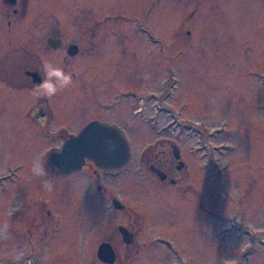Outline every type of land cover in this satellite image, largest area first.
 <instances>
[{"label": "rangeland", "instance_id": "374dc122", "mask_svg": "<svg viewBox=\"0 0 264 264\" xmlns=\"http://www.w3.org/2000/svg\"><path fill=\"white\" fill-rule=\"evenodd\" d=\"M107 1L22 0L15 6L16 15L6 13L7 7L0 2V54L15 52L18 46L34 50L32 33L42 29L43 23L58 21L66 36L79 42L82 34L78 29L94 26L93 17L103 20L110 4L118 14L129 13L128 0ZM139 3L137 14L126 15L128 18L114 26L122 36L120 46L112 44L111 36L96 37L99 49L94 60L76 56L62 63L61 52H46L45 63L73 74L70 87L46 97L53 111L51 128L55 129L46 141H34L33 131L28 130L31 120L25 116L39 102L37 90L31 83H27L31 87L13 89L0 81V177L10 175L0 180V262L103 264L92 253L102 236L96 233L92 237V220H78L74 212L82 206L84 211L89 209L85 180V185L76 187L72 178H57L49 170L45 178L31 173L37 158L46 163L38 154L59 144L58 133L65 136L95 119L124 125L134 154L120 176L106 178L111 190L120 192L122 203L140 214L142 233L152 236V228L163 231L170 248L177 250L167 255L169 247L157 244L144 249L130 264H264V0ZM80 42L83 47L89 40ZM123 89H136L144 95L154 91L157 99L138 102L142 113L135 114L137 99L121 97ZM220 125L223 131H218ZM59 128L63 130L58 132ZM170 135L191 162L192 192L200 188L202 194L191 193L185 199L189 205L184 218L166 213L155 220L152 212L161 207L160 192L148 174L138 173L136 164L146 145ZM189 142L202 145V152L190 155ZM219 142L235 145L224 160L238 156L237 168L232 163L219 173L227 181L221 186L216 173L219 154L214 151ZM209 164L211 174L204 170ZM42 179L52 180L54 191H46ZM41 207L57 208L65 215L61 225L52 223V228L60 230L47 243L40 239L49 219L42 217L36 232L24 230V220ZM12 208L19 213L14 222L8 215ZM10 223L17 230L15 235L9 232ZM114 223L111 220L110 225ZM8 258L14 260L7 262Z\"/></svg>", "mask_w": 264, "mask_h": 264}, {"label": "flooded vegetation", "instance_id": "af4514ba", "mask_svg": "<svg viewBox=\"0 0 264 264\" xmlns=\"http://www.w3.org/2000/svg\"><path fill=\"white\" fill-rule=\"evenodd\" d=\"M19 1L22 0H0V2H2L7 7L6 13L15 15L19 13V10L15 7ZM74 1L77 2V0ZM100 1H103L102 3H109V1L107 0H89L90 3H100ZM177 1L190 2L192 0ZM205 1L207 0H202V2ZM125 4L130 8L129 13L118 14V12L114 10L116 12L115 13L113 11L114 5L110 4V7L108 6L107 8L108 11L105 13L106 17L103 18V20L97 17H93L94 19H96L95 21H93L94 26L78 29L81 30L80 33L82 34V37L78 39L79 42H77L74 38H68L66 36L65 29L60 26V23L58 21L54 23L50 22L46 25H44L43 23L42 29H39L36 33H32L35 35L34 40H36V42L33 43V48H35L36 51L35 49H29L28 47L19 48L18 46L15 52H11L10 50H8V52L4 51L0 54V81L3 82V84H5L8 88L23 89L33 86V88L37 90L38 84L36 82L38 81V79L42 80L43 78V65L45 64L43 57L46 55V52H61V56L59 58L60 61L62 63H68L72 61L76 56L87 57L88 60L90 59V61L94 60L95 57L93 55L99 49V44L95 42V39L98 35L105 36L106 39H109V37L111 36L113 41L112 44L114 46H120L122 42V36L119 35L121 34L120 32H115V24L123 21L122 19L126 17L128 18V16H126L128 14H137L138 10H140L141 8V3H139V0H128ZM110 21L113 22L111 23V25ZM100 23L106 26L99 27L98 24ZM26 29L27 28L22 27V30ZM80 40L85 42L89 40V42L86 46L81 47ZM55 44H59L58 47H54ZM72 44L77 46V52L74 55H71L69 53V49L71 48ZM115 54L116 52L110 55L108 57V61H111L112 57H114ZM94 76L95 73L94 71H92V79L94 78ZM27 83H31V86H27ZM120 95L121 97H133L134 100L137 99L136 107H134L133 109V112L135 114L142 113L139 111L142 109V107H138V102H141V100L144 99H157L156 93L154 91H150L148 94L144 95L143 92L140 93L136 89H123L121 90ZM38 97L39 98L37 100H39V102H37L36 105L30 107L28 111L25 112V116L29 120H31V124H29L28 130L33 131V133L30 132V134H32V138L35 142L39 141V143H41V139L46 141L47 137H51V131L54 129L51 128L50 123L53 116V111L49 105L48 98L44 96L42 98V96L40 95ZM243 108L248 109V105H244ZM90 121H88L86 124H88ZM107 122L116 123L114 121ZM116 124L123 128L126 131L127 135L126 127L118 123ZM185 128L189 129V126ZM81 129L75 132H69L64 136L63 134L58 133L63 130L59 128L57 132L59 135H61L59 144L50 146V148L44 153L41 151L42 153L40 152L38 156H43V159L45 158V166L50 172L55 175V177L72 178L76 187H78V185L82 186V184L85 185V180V197L89 201V209L88 211H84L85 207L82 206L83 203H78L82 207L74 209V212H76L77 216H79L78 220H81L83 222H89V218L92 220V223L94 224L89 229V233H91L92 237L96 233L99 236H102V239L97 243L95 249L93 247L92 253H95L98 258V248L101 244L107 245L109 249L111 247L115 255V261L111 264H130L135 257L143 253L144 249H149L150 247L157 244H166V246L169 247V249L166 248L165 250L167 255L176 253L177 250L170 248L171 243L170 240L167 239V235L165 232L160 230L156 231V229L152 228L150 233H155L152 236L149 234V232L142 233L143 220L140 217V214L133 209L127 208L122 203V200H120V192L112 191L110 183L106 179L107 177L116 178L120 176L121 170H123V168L132 161L134 154L129 141L128 143L130 151L132 153V158L122 168H120L117 174H112L110 172L106 173L104 172V170L96 167L94 163L89 160L86 161L81 170L67 175L58 174L56 172V168L48 164L47 160L49 154L56 150L65 139H68L71 135H76ZM217 129L218 131H223L224 126L220 125ZM245 131L246 130H244V136H246ZM225 134L232 138L235 137L232 136V133H222V135ZM192 140L190 139V141ZM199 140L200 143H202V139ZM214 147V151L219 154V157L216 161L218 167V171H216V173L222 174V172H226V169L231 166L232 163L234 164V167L237 168V155L231 156V161L227 159L224 160L225 155L235 149L234 144H225L223 142H219ZM187 150L190 155L191 153L192 155H197L198 152H202V145L198 144L194 146L189 142ZM199 155L202 156V153H200ZM138 157L139 162L137 160L136 164L140 169H138V173L148 174L147 177L152 180L151 183L154 184L157 192H160L159 194L161 195V204L159 205L161 207L155 208L152 212V214L155 216V220L157 219V215H163L166 213H168V215H170L171 217L173 216L184 218L185 213L188 210V206L186 205H189L185 201V199L190 198L189 194L191 193L197 194L196 192H198L199 195H201L202 193L200 192V188L198 189V191L192 192V170L190 169L192 165L191 162L186 159L185 154L181 150V146L174 139V136L170 135L166 138H157L153 142H150L144 147ZM208 168L206 167L204 168V170H206L207 174H211L213 172V170H211L212 166H210L209 164ZM197 169L201 171L202 174V165L199 164ZM9 171H12V169H10ZM221 174H219V178L221 180L220 186L224 183L227 184V181L224 180ZM9 178L10 175L7 174V176L0 177V180ZM78 194H82V192H78ZM197 198L199 201V205L202 207V196ZM18 214L19 213L17 208H12L9 210L8 215L9 217H11V222L15 221V216ZM28 216H32V214ZM106 216L110 218H104ZM42 217L47 220L49 219L51 222L48 228L43 230V237L41 236L42 238L40 239V243H42L45 239L47 243L54 240L51 237L54 236L56 229L60 230L58 229V227L52 228V223H54L55 226L56 224L61 225V222L65 221V215H63L60 210H57V208L52 209L49 207H41L37 211H35V214L31 218L28 217L27 220H24L23 223L24 225H26V229L24 230L28 231L27 233L38 231V222H42ZM99 220L101 221L100 224L97 223ZM111 220H114L115 222L113 225H110ZM9 232L12 235H15V232H17L14 225L11 223ZM91 235L86 234L87 237H91ZM46 243L44 245H46ZM12 260L14 259L8 258L7 262ZM102 263L109 264L106 262ZM0 264H6V262H0Z\"/></svg>", "mask_w": 264, "mask_h": 264}, {"label": "water", "instance_id": "95a60500", "mask_svg": "<svg viewBox=\"0 0 264 264\" xmlns=\"http://www.w3.org/2000/svg\"><path fill=\"white\" fill-rule=\"evenodd\" d=\"M76 52L77 46L72 44L69 53L74 55ZM36 83L39 85L41 80ZM131 158L126 131L116 123L93 120L76 135L65 139L49 154L47 161L60 175L81 170L87 160L106 173L117 174ZM98 258L109 264L115 261L113 250L105 244L99 246Z\"/></svg>", "mask_w": 264, "mask_h": 264}, {"label": "clouds", "instance_id": "9594fccd", "mask_svg": "<svg viewBox=\"0 0 264 264\" xmlns=\"http://www.w3.org/2000/svg\"><path fill=\"white\" fill-rule=\"evenodd\" d=\"M73 83V74L66 72L63 68L54 66L52 63H45L43 65V78L38 85L37 92L40 96L53 97L59 91L70 87ZM32 175L45 178L48 177L49 172L45 166V162L37 158L31 167ZM42 186L48 192L54 191V184L50 179H42ZM7 229V225H4Z\"/></svg>", "mask_w": 264, "mask_h": 264}]
</instances>
